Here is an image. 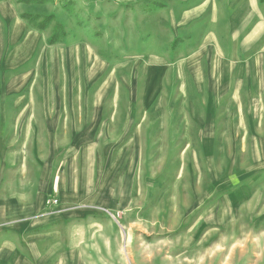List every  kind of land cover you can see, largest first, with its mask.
Masks as SVG:
<instances>
[{"label":"rangeland","instance_id":"obj_1","mask_svg":"<svg viewBox=\"0 0 264 264\" xmlns=\"http://www.w3.org/2000/svg\"><path fill=\"white\" fill-rule=\"evenodd\" d=\"M0 264H264V0H0Z\"/></svg>","mask_w":264,"mask_h":264},{"label":"built area","instance_id":"obj_2","mask_svg":"<svg viewBox=\"0 0 264 264\" xmlns=\"http://www.w3.org/2000/svg\"><path fill=\"white\" fill-rule=\"evenodd\" d=\"M56 202H57V201H56V200H54V201H53V204H54V203H56Z\"/></svg>","mask_w":264,"mask_h":264}]
</instances>
